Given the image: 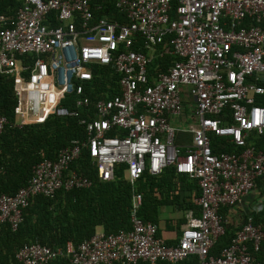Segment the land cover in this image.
Here are the masks:
<instances>
[{
  "label": "built area",
  "instance_id": "obj_1",
  "mask_svg": "<svg viewBox=\"0 0 264 264\" xmlns=\"http://www.w3.org/2000/svg\"><path fill=\"white\" fill-rule=\"evenodd\" d=\"M92 1L25 0L15 15H0V76L13 78L14 127L90 107L98 67L111 68L120 90L82 121L86 139L36 165L15 195H0V232L6 224L17 230L36 197L89 189L92 181L71 171L86 151L102 181L114 180L121 165L132 186L146 172L160 176L174 166L199 182V211L186 213L178 243L168 245L140 217L143 196L134 193L131 230L97 232L68 244L67 253L26 244L18 264H58L65 254V264H263L256 254L264 231L251 221L219 256L210 253L230 226L222 210L264 181V152L249 143L264 135V107L256 103L264 95V0H117L127 25L96 18ZM170 55L177 61L166 65ZM8 124L0 116V134ZM181 133L192 135L185 155L176 145ZM214 138L241 150L216 154Z\"/></svg>",
  "mask_w": 264,
  "mask_h": 264
},
{
  "label": "trees",
  "instance_id": "obj_2",
  "mask_svg": "<svg viewBox=\"0 0 264 264\" xmlns=\"http://www.w3.org/2000/svg\"><path fill=\"white\" fill-rule=\"evenodd\" d=\"M25 0H0V15H15ZM117 0H93L92 8L95 17L108 18L127 25L128 20L116 7ZM174 7L177 2H173ZM59 26V23H55ZM264 27V26H263ZM164 46V45H163ZM177 59L166 58V65ZM162 61H155L159 68ZM98 77L89 90L91 106L77 109V116L67 118L50 117L45 123L14 127L17 98L14 92L13 78L0 76V116L8 119L9 124L0 134V195H15L25 187L33 175L36 165L46 160H56L60 151L69 146L75 139H86L85 126L82 121L94 118V107L101 99H110L119 93L118 76L113 75L111 68L98 67ZM73 98V96H69ZM256 103L264 107V95L256 97ZM65 105V104H64ZM192 143V135H177L176 145L186 154V148ZM258 150L264 152V135L253 134L249 140ZM231 139L214 138L213 151L216 154L236 153L240 151ZM92 181L89 189L72 191L61 190L53 197L39 196L23 212V221L17 230L9 224L0 232V264H18L16 255L26 244H40L52 249L62 248L66 252L68 244L75 247L91 239L98 229L107 235L131 230V213L134 193L143 196V205L139 211L145 222H152L158 227L162 221L160 211L165 207L183 210H197L195 201L201 196L197 180L177 172L174 166L166 168L160 176L146 172L135 186L126 176L127 166L121 165L115 171L112 181H102L97 167L93 166L89 153L71 167ZM227 208L222 210L225 216ZM264 231V211L257 213L252 221ZM176 229L180 227L173 224ZM235 231L228 226L224 236L218 239L211 250V256H219L229 246ZM159 236L163 238L159 227ZM181 234H179V237ZM175 242H166L176 245ZM67 253V252H66ZM256 258L264 264V240ZM68 262L66 254L59 258L58 264ZM138 264H148L140 262ZM166 264V263H159Z\"/></svg>",
  "mask_w": 264,
  "mask_h": 264
},
{
  "label": "crops",
  "instance_id": "obj_3",
  "mask_svg": "<svg viewBox=\"0 0 264 264\" xmlns=\"http://www.w3.org/2000/svg\"><path fill=\"white\" fill-rule=\"evenodd\" d=\"M264 26V22H263ZM264 181H258L254 190L243 200L239 206L227 209L225 218L229 220L230 228L235 232L242 226L245 221H252L253 217L264 211ZM160 218L163 222L160 223V232L163 239L168 242L177 241L181 234L182 226L186 223V212L172 207L162 208ZM177 224L179 228L173 226ZM102 229H98V232ZM180 238V237H179Z\"/></svg>",
  "mask_w": 264,
  "mask_h": 264
}]
</instances>
